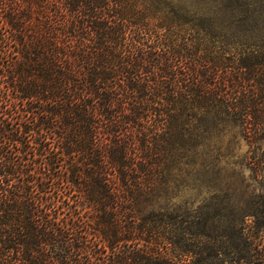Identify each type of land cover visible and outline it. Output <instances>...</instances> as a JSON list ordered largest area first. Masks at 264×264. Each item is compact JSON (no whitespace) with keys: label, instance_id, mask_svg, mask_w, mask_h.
Returning <instances> with one entry per match:
<instances>
[{"label":"trees","instance_id":"obj_1","mask_svg":"<svg viewBox=\"0 0 264 264\" xmlns=\"http://www.w3.org/2000/svg\"><path fill=\"white\" fill-rule=\"evenodd\" d=\"M198 1L0 0V264L212 256L165 192L223 138L264 169V0Z\"/></svg>","mask_w":264,"mask_h":264},{"label":"rangeland","instance_id":"obj_2","mask_svg":"<svg viewBox=\"0 0 264 264\" xmlns=\"http://www.w3.org/2000/svg\"><path fill=\"white\" fill-rule=\"evenodd\" d=\"M174 2L189 15L215 11L212 3ZM213 146L221 147L223 154L204 159L209 163L208 170L202 169L205 174L180 161L174 187L165 192V198L169 197L172 207L179 211L186 210L196 219L201 215L207 218L211 235L207 241L215 251L199 264H253L256 259L264 260V169L251 171L248 145L242 139L235 147L225 138ZM162 202L166 203L164 199ZM187 258L181 256L179 263Z\"/></svg>","mask_w":264,"mask_h":264}]
</instances>
